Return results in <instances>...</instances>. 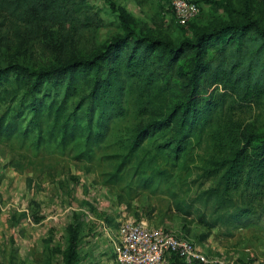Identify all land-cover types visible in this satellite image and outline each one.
<instances>
[{
	"label": "rangeland",
	"instance_id": "1",
	"mask_svg": "<svg viewBox=\"0 0 264 264\" xmlns=\"http://www.w3.org/2000/svg\"><path fill=\"white\" fill-rule=\"evenodd\" d=\"M86 1L99 11L103 23L95 36L87 35L85 45L74 41L79 55L97 51L124 32L117 24L118 6L147 23L146 32L175 44L195 30L245 19L247 10L264 25V0H200L199 16L186 27L175 20L168 0ZM39 31L28 29L11 8L0 5V68L20 63L40 70L57 63L65 31L57 24ZM23 92L24 87L12 78L0 84V128L19 119L22 130L14 135L0 132V264H64L75 217L81 225L79 264H116L111 249L96 252L97 236L103 233V221L116 225L128 218L167 226L216 255L243 264H264L263 224L238 226L224 221L243 202L238 193L224 191L223 170L215 163L225 153L223 132H230L234 139L244 132L264 133V102L225 104L219 116L222 134L205 129L182 149H177L180 134L176 129L158 132L144 140L131 164L117 175L113 172L119 160L110 156L117 148L116 132L95 148L90 159L78 160L72 148L62 151L54 142L39 140L37 129L23 133L31 117L22 102ZM152 117L122 123L130 131ZM55 134L59 137L58 131ZM27 176L33 178L31 187ZM146 181L151 185L144 188ZM41 214L45 217L36 222L35 216ZM176 264L202 263L180 259Z\"/></svg>",
	"mask_w": 264,
	"mask_h": 264
},
{
	"label": "trees",
	"instance_id": "2",
	"mask_svg": "<svg viewBox=\"0 0 264 264\" xmlns=\"http://www.w3.org/2000/svg\"><path fill=\"white\" fill-rule=\"evenodd\" d=\"M0 5L11 8L35 33L55 24L66 33L57 63L40 70L20 63L0 68V84L12 78L24 87L22 102L31 117L23 133L37 129L39 140L54 142L62 151L72 148L81 160L90 159L95 148L116 132L117 148L110 155L119 160L114 174H122L144 140L158 132L176 129L177 149H182L205 129L222 134L219 116L225 104L264 102V25L249 10L245 19L195 30L175 44L146 32L147 23L118 6L117 24L124 32L97 51L79 55L75 42L85 45L87 35L95 36L103 23L99 11L86 0H0ZM198 16L186 25L177 22L186 27ZM148 115L154 117L130 131L122 123ZM20 128L16 119L0 132L22 134ZM215 137L222 140L221 135ZM223 137L225 153L215 163L223 170L224 191L238 193L243 202L224 221L238 226L260 223L264 228V133L244 132L234 139L223 132ZM32 181L27 176L29 187ZM150 185L146 181L144 188ZM44 217L35 216V221ZM216 224L212 221L209 227ZM80 226V220L73 218L64 264L80 263Z\"/></svg>",
	"mask_w": 264,
	"mask_h": 264
},
{
	"label": "built area",
	"instance_id": "3",
	"mask_svg": "<svg viewBox=\"0 0 264 264\" xmlns=\"http://www.w3.org/2000/svg\"><path fill=\"white\" fill-rule=\"evenodd\" d=\"M168 1L177 21L183 25L200 12L198 0ZM103 222L102 229L112 245L116 264H175L177 258L188 263L243 264L226 255H216L198 241L146 219H124L117 227Z\"/></svg>",
	"mask_w": 264,
	"mask_h": 264
},
{
	"label": "crops",
	"instance_id": "4",
	"mask_svg": "<svg viewBox=\"0 0 264 264\" xmlns=\"http://www.w3.org/2000/svg\"><path fill=\"white\" fill-rule=\"evenodd\" d=\"M102 231H103V229H102ZM97 238H98V241H97L98 247L96 249V252L98 253L100 251H105V250L111 249V253H112V245L110 244L107 236L104 234V231L102 234L98 235ZM105 247H106V249H105ZM104 257H105V255H103L102 261L106 260V258L104 259ZM99 258H100V256L97 259H93V260L96 261V260H99Z\"/></svg>",
	"mask_w": 264,
	"mask_h": 264
}]
</instances>
